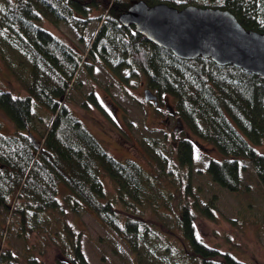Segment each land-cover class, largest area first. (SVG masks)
<instances>
[{
	"label": "trees",
	"instance_id": "obj_1",
	"mask_svg": "<svg viewBox=\"0 0 264 264\" xmlns=\"http://www.w3.org/2000/svg\"><path fill=\"white\" fill-rule=\"evenodd\" d=\"M136 1L140 0H0L1 56L6 58L11 52L28 74V78H20L26 92L23 96L14 94L0 82V110L14 126L12 135L0 130V208H12L19 219V235L25 240L37 232L41 236L53 232L54 240L44 235L32 249L43 253L53 242L60 250L57 264H89L79 247L81 210H87L100 225L121 237L133 254L157 257V264H172L169 255L161 250L164 241L156 240L159 238L147 225L150 219L146 222L144 218L147 212L165 210L164 205L171 213V217L163 219L168 221L165 231L174 223L184 231L193 246V255L201 259L194 264H245L196 238V216L187 199L183 201L180 197L179 183L183 180L176 184L164 172L169 156L161 148L163 140H147L149 159L160 166L158 171L148 173L135 160L120 161L112 156L67 106L84 65L91 69L92 62L98 61L115 75L123 70L132 76L139 74L145 88L159 99L174 100L173 108L185 125L188 138L190 132L221 154V159L211 160L206 166L215 183L238 192L242 171L246 169L243 161L247 160L264 186V154L250 144L264 142V81L234 66H219L210 59H179L136 34L133 27L122 26L119 15ZM109 3L111 6L106 10ZM198 3L203 8L229 11L246 30L264 34V0H198ZM167 4L179 8L177 4ZM96 10L102 11L91 18L90 14ZM91 19L97 20L99 26L88 37ZM43 20L79 32V42L85 43L87 55L77 45L42 28ZM89 100L97 102L94 94ZM34 105L45 112L40 120L46 122L47 129L40 138L34 133L33 123L40 109ZM191 138L183 135L178 142L179 168L184 165L191 168L197 143L203 145L193 138L195 145ZM103 176L114 184L110 194ZM161 182L169 187L165 188ZM61 189H66L63 199L68 215H74L76 226L64 219L66 212L58 195ZM169 200H176L172 209ZM55 215L59 223L52 219ZM64 227L67 233H63ZM2 253L0 264L4 259ZM34 258L31 253L28 260Z\"/></svg>",
	"mask_w": 264,
	"mask_h": 264
},
{
	"label": "rangeland",
	"instance_id": "obj_2",
	"mask_svg": "<svg viewBox=\"0 0 264 264\" xmlns=\"http://www.w3.org/2000/svg\"><path fill=\"white\" fill-rule=\"evenodd\" d=\"M154 1L177 4L179 8L199 5L198 0ZM110 6L111 3L106 10ZM101 11H94L90 14L91 18L98 17ZM40 24L42 28L56 37L72 45H77L87 55L85 43L79 42V32L64 24L57 26V24L46 20ZM98 26V21L91 19L87 36L94 33ZM6 58H3L0 53V82L11 89L14 94L26 95L24 81H20V78H28L27 71H24L25 67L17 57L12 56L11 52ZM22 60L25 62V57ZM92 64L91 69L84 68L85 65L81 67L76 78L75 89L70 93L67 103V106L73 110L88 131L116 159L120 161L135 160L148 173L155 169L158 171L160 166L157 167L158 163L156 161L153 163V159H149V154L146 151L147 140L149 138L163 140L164 145L161 148L169 156V162L166 168H163L164 172L167 176H171L168 179L175 180L176 184L179 180H183L182 184L179 183L182 186L180 197L183 201L187 199L186 203H189L190 206L196 207V210L192 207L190 209L196 216L195 226L198 241L222 253H229L245 264H264V186L255 175L251 162L243 161L246 169L242 171L241 189L238 192H230L215 183L206 169L211 160L221 159V154L209 144L195 136L194 138L192 133L187 131L195 145L198 141L203 145L199 146L197 143V148L192 156L191 168L187 165L181 167L182 169L179 168L178 142L181 141L183 135L186 139H190L187 137L186 129L184 131L185 125H177L176 120H171V124L167 127L166 122H161L160 112L156 110L152 102H147L144 99L145 84L139 74L132 76L127 70H123L115 75L98 61L92 62ZM91 94H94L97 104L89 100ZM164 100L172 107L174 106V100L171 97H166ZM34 108L40 109L37 105H34ZM40 110L33 122L36 126L34 133L38 138L47 129L46 122L40 120V116L45 113L44 109ZM0 123V130L3 134H13L14 126L1 110ZM162 129L166 130L169 135L166 136ZM250 144L259 153L264 154V142L256 144L251 141ZM102 179L107 192H112L114 184L111 179L105 176ZM161 184L165 188L169 187L165 186L166 182H161ZM186 188L190 190L188 197ZM63 193H66V189H61L58 195L60 202L64 205L63 211L66 212L64 219L71 221L70 225L76 226L74 215H68L70 212L66 209ZM169 201L170 205L168 206H171V209L176 206V200ZM163 208L165 210L154 209V212H147L148 214L144 215L146 222L150 219L147 225L152 233H155L159 238L155 237L156 240L164 241L161 250L169 255L172 264L200 263L201 259L193 255V246L184 236V231L181 228L174 223L169 230L165 231L168 221L163 219L167 216L171 217V213L166 211L165 205ZM3 209L0 208V252H3L2 255L4 254L2 264H57V259L61 256L60 250L53 242L51 243L54 240V233H41L51 240L49 241L51 244L45 248L43 253L35 251L32 248H35L37 243H41L40 237L44 235L41 236L37 232L38 234L34 233L25 240L19 235V219L13 213L12 208ZM78 215L80 216L78 228L82 230L78 235L79 247L89 264L158 263L157 257L133 254L121 237L100 225V221L94 215H90L87 210H81ZM52 219L59 223L60 219L56 215ZM64 232H68L66 227H64ZM165 243L169 246H166ZM31 253L35 257L32 261L28 260ZM182 257H188L187 259L190 260L184 261ZM7 260L12 261L8 262Z\"/></svg>",
	"mask_w": 264,
	"mask_h": 264
},
{
	"label": "water",
	"instance_id": "obj_3",
	"mask_svg": "<svg viewBox=\"0 0 264 264\" xmlns=\"http://www.w3.org/2000/svg\"><path fill=\"white\" fill-rule=\"evenodd\" d=\"M118 21L179 59H210L264 81V34L246 30L229 11L195 5L178 9L162 1L149 5L140 0L119 15ZM144 98L158 104L149 89Z\"/></svg>",
	"mask_w": 264,
	"mask_h": 264
},
{
	"label": "flooded vegetation",
	"instance_id": "obj_4",
	"mask_svg": "<svg viewBox=\"0 0 264 264\" xmlns=\"http://www.w3.org/2000/svg\"><path fill=\"white\" fill-rule=\"evenodd\" d=\"M146 90V88L144 89V91ZM165 98H158V104L153 103V105L155 106L156 110H158L160 112V116L161 117V122H166L167 123V127L171 124V120H176V124L180 125L181 121L180 119L177 117L174 108L168 104L166 102V100H164ZM164 131V133L166 134V136L169 135V133L162 129Z\"/></svg>",
	"mask_w": 264,
	"mask_h": 264
}]
</instances>
